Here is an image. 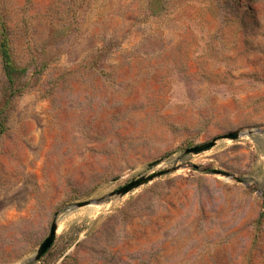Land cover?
I'll return each instance as SVG.
<instances>
[{"label":"rangeland","instance_id":"1","mask_svg":"<svg viewBox=\"0 0 264 264\" xmlns=\"http://www.w3.org/2000/svg\"><path fill=\"white\" fill-rule=\"evenodd\" d=\"M0 12L27 69L6 105L0 58V264H264V0Z\"/></svg>","mask_w":264,"mask_h":264},{"label":"water","instance_id":"2","mask_svg":"<svg viewBox=\"0 0 264 264\" xmlns=\"http://www.w3.org/2000/svg\"><path fill=\"white\" fill-rule=\"evenodd\" d=\"M241 135V133L239 131H235V132H230L226 135L220 136L208 143H204L195 147H190L188 149H186V153H194V154H198L200 152L206 151L210 148H212L215 144L216 141L220 138H230V139H237L239 136ZM177 169V167H174L172 169H167V170H163V171H159L156 173H153L151 175H144L139 177L138 179H135L129 183H127L126 185L122 186L121 188L117 189L116 191L111 193V196H124L127 193L141 187L142 185L149 183L150 181L154 180L156 177H159L167 172L170 171H175ZM214 173L217 174H222L224 176H230V173L228 171H224V170H220V169H214L213 170ZM90 202L89 201H84V202H80L78 204L75 205V207L79 208V207H83V206H87L89 205ZM57 231H58V223L56 221H53L52 225H51V229L50 232L48 234V236L44 239V241L41 243V245L39 246L37 253L34 257L35 261L40 260L47 252L48 250L52 247V245L55 242L56 236H57Z\"/></svg>","mask_w":264,"mask_h":264},{"label":"trees","instance_id":"3","mask_svg":"<svg viewBox=\"0 0 264 264\" xmlns=\"http://www.w3.org/2000/svg\"><path fill=\"white\" fill-rule=\"evenodd\" d=\"M0 58L2 61L3 73L7 82V89H10V93L6 95V105L9 104V100L12 99L13 94H17L20 91V87L17 85L18 79L27 71L26 68L19 67L13 58L11 52V45L9 39V30L5 16L0 12ZM3 109L0 111V134L5 130V125L2 121ZM2 117V119H1Z\"/></svg>","mask_w":264,"mask_h":264}]
</instances>
